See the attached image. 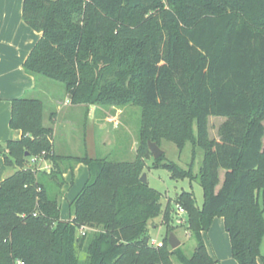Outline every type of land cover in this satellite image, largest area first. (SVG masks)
<instances>
[{
	"label": "trees",
	"instance_id": "trees-1",
	"mask_svg": "<svg viewBox=\"0 0 264 264\" xmlns=\"http://www.w3.org/2000/svg\"><path fill=\"white\" fill-rule=\"evenodd\" d=\"M22 15L42 36L24 64L36 88L12 101L10 127L22 137L7 141L3 152L14 173L0 183V264H175L174 258L178 264H217L204 240L216 217L224 219L237 263L259 264L264 0H24ZM42 80L63 85L64 93L50 95L54 102L141 107L136 159L58 153V109L55 103L47 109ZM209 117L226 119L219 140L208 138ZM163 140L180 152L191 144L192 162L186 169L163 164L164 154L152 168L198 182L202 206L193 191L183 190L164 207L163 193L141 182L152 155L148 142L161 147ZM198 149L202 163L194 173ZM36 156L50 171L31 166ZM80 163L90 178L70 205L71 220L64 221V175ZM172 203L186 210L183 226L196 243L191 256L169 245ZM159 218L168 234L156 248L149 228H157Z\"/></svg>",
	"mask_w": 264,
	"mask_h": 264
},
{
	"label": "crops",
	"instance_id": "crops-1",
	"mask_svg": "<svg viewBox=\"0 0 264 264\" xmlns=\"http://www.w3.org/2000/svg\"><path fill=\"white\" fill-rule=\"evenodd\" d=\"M23 2L24 0H0V183L14 173L5 165L3 155L5 143L9 140H20L22 137L21 131L13 130L10 127L12 101L26 95L27 92H33L37 84L35 77L25 72L24 64L42 34L34 31L24 22ZM42 83L47 84L48 82L42 80ZM52 101L58 109L53 125L56 150L62 154L69 155L68 152L72 148L64 144L67 141L70 145L72 143L74 132L72 133L70 126L80 120L84 122V115L87 114L88 140L90 138L96 140L97 136L101 138L100 125L114 116L112 113L109 114L108 110L97 106H72L68 100L62 101V103L54 102V99ZM3 163L5 168L2 167ZM224 175L225 171L222 170L221 184L217 188L218 190L223 183ZM64 178L66 184L62 191L61 219L68 221L72 218L70 205L88 182L90 171L85 164H76L73 170H68L65 173ZM261 202L264 203L263 197ZM215 219L210 231L204 234L209 254L217 261V264H238L232 256L229 235L228 233L224 234L221 223L216 224L219 231L213 230ZM220 219L224 223V219ZM206 237L210 239L211 245ZM261 253L264 256V241ZM259 264H264L263 258H259Z\"/></svg>",
	"mask_w": 264,
	"mask_h": 264
},
{
	"label": "rangeland",
	"instance_id": "rangeland-1",
	"mask_svg": "<svg viewBox=\"0 0 264 264\" xmlns=\"http://www.w3.org/2000/svg\"><path fill=\"white\" fill-rule=\"evenodd\" d=\"M47 90H43L41 97L46 102L47 109L54 105L52 97L50 95H61L64 93V87L60 83H53L54 86L44 84ZM48 86V87H47ZM40 93V95H41ZM108 110L109 114L112 113L111 119L105 120L100 125V137H96V140L90 138L88 140L87 133H84L83 122H77L70 126V130L73 133V140L71 145L67 142L64 144L71 148L68 152L72 156H83L88 153L89 157L92 158H106L109 161H134L137 157L139 141H140V130L143 122V110L139 106H127V107H110L103 108ZM48 113V112H47ZM225 118L220 117H209L207 122L208 127V138L217 140L219 138V127L225 121ZM107 140V141H105ZM107 143V144H106ZM162 150L165 152L163 164L175 163L181 168H188L192 162V145L187 144L186 148L180 152L177 146L168 140H163L161 144ZM147 169L145 174L147 175L148 184L150 187L163 193V206L165 207L169 202L174 200V197L180 192L193 191L196 197L198 206H202L204 202V192L198 182H192L185 178L182 180H174L171 177V173L168 169L159 167L152 168L154 166V158L149 155L145 159ZM202 163V152L198 149L197 156L194 162V173H197ZM4 167V163L2 164ZM13 172L14 169L10 168ZM9 169V170H10ZM263 207L264 203L262 202ZM171 215L173 217V223L171 226L175 228L173 233L176 234L178 239L181 241L182 250L191 256L196 247L195 241L186 233L185 227L177 224V205L172 203ZM187 215V213H186ZM185 216V215H184ZM188 220V219H187ZM214 224V231L218 230L217 223H221L224 234H227L223 221L220 218H216ZM158 227L149 228V235L152 240H156L163 243L164 238L168 234V226L164 225L162 218L156 220ZM219 231V230H218ZM171 234V233H170ZM170 236V235H169ZM228 236V235H227ZM169 239V237H168ZM208 239L209 244L211 241ZM175 264H178L174 258Z\"/></svg>",
	"mask_w": 264,
	"mask_h": 264
},
{
	"label": "built area",
	"instance_id": "built-area-1",
	"mask_svg": "<svg viewBox=\"0 0 264 264\" xmlns=\"http://www.w3.org/2000/svg\"><path fill=\"white\" fill-rule=\"evenodd\" d=\"M31 166L36 167L38 169H43L46 171H50V169H51V166L47 162L44 161V158L42 156L33 157L31 159ZM177 215H178L177 216V224L181 225V226L186 225L188 222L186 210L180 205H177ZM86 230H87V228L83 227L81 229V234L83 235L84 231H86ZM151 244H152V246H154L156 248H160L163 246L162 242L152 240V239H151ZM17 264H24V262H18Z\"/></svg>",
	"mask_w": 264,
	"mask_h": 264
},
{
	"label": "water",
	"instance_id": "water-1",
	"mask_svg": "<svg viewBox=\"0 0 264 264\" xmlns=\"http://www.w3.org/2000/svg\"><path fill=\"white\" fill-rule=\"evenodd\" d=\"M148 147L154 159H159L165 154L162 148L155 142H148ZM26 155L28 156L29 154L27 153ZM141 182L144 184L148 183L147 175L145 173L141 177ZM168 241H169L170 247L173 250L181 246V241L178 239L176 234L173 232L170 234Z\"/></svg>",
	"mask_w": 264,
	"mask_h": 264
}]
</instances>
